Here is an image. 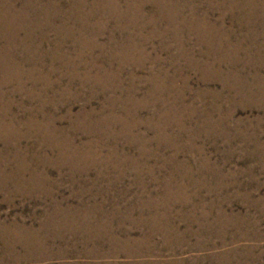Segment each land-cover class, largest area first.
Segmentation results:
<instances>
[{"label": "rangeland", "instance_id": "374dc122", "mask_svg": "<svg viewBox=\"0 0 264 264\" xmlns=\"http://www.w3.org/2000/svg\"><path fill=\"white\" fill-rule=\"evenodd\" d=\"M9 1L48 12L0 35V264H264V0L149 1L126 34L102 0Z\"/></svg>", "mask_w": 264, "mask_h": 264}, {"label": "bare ground", "instance_id": "6f19581e", "mask_svg": "<svg viewBox=\"0 0 264 264\" xmlns=\"http://www.w3.org/2000/svg\"><path fill=\"white\" fill-rule=\"evenodd\" d=\"M7 3H6V2ZM149 1H152L153 3H155L158 7V10L160 12V14L162 15L161 17L165 16V15H169V14H174V15H170L171 18L175 17V15H179V14H182V11H184L183 7H179V1H173V0H109L107 2V4L104 5L105 1L102 0V3L99 4L98 1L96 3L93 2L94 6H93V11L96 12L98 10H104V11H107L108 13L110 14H113L116 16L117 20H116V27H119L122 29V32L123 34H126L124 31H127V28H125L123 26V22H128V23H132L133 21V16L136 14V11H139V13H142V7L145 5L146 2H149ZM215 5L213 4L214 1L212 0H207V3H206V6L210 7L211 8H219V9H222L223 11L226 10L228 11V13L231 14V16L234 18L236 17V10L235 7H236V3H234V0H215ZM5 3L8 5V4H11L9 0H0V35L1 34H4L3 32H7V31H11L10 35V38L11 40L10 43H12L13 40H15V35H17L16 33L18 32V30L20 29H24L27 31L26 33V36H25V39L28 38V36L30 35V38L34 41V42H42L43 41V38H44V34H40L39 36H37V39L36 41L34 40V36H33V32H35V30L33 31V26H30V22L26 21V15L29 14L30 11L36 13L37 11H35V8L32 6L29 9H26V12L22 11L20 14V16L18 17L19 19V23H14L15 21V18L11 17V16H16V12H13L15 11L14 9H12V7H8V6H5ZM52 3V4H50ZM178 3V5H177ZM248 6V1L245 0L242 5H246ZM26 4H24V6H26ZM54 6V1L53 2H49L48 5L46 6L47 9L49 11H54L55 8H53ZM76 7L77 4L75 5H72V7ZM82 7L80 4H78L77 8H80ZM188 7V6H187ZM191 11H194V7L192 6V4L189 5ZM9 8L11 9V11L9 10ZM240 8H242L243 10H245V8L243 6H241ZM29 11V12H28ZM44 12H48V11H43L42 9L40 11H38L37 13L39 14V16L41 14H44ZM60 9L57 10L56 13H59L60 14ZM13 14V15H12ZM59 14H56V15H59ZM19 15V14H18ZM191 15V14H190ZM223 15V14H222ZM10 16V17H8ZM223 17H221L222 19ZM184 22V19L182 20ZM195 21V20H194ZM182 22V23H183ZM203 24V23H202ZM46 24L44 22H39L38 25H35V28L37 30L39 29H42ZM62 28H60L59 26H52L57 32H61V33H64L66 34V36L64 37V39H66L68 36H71L73 35V32L71 29H73L72 27L68 26L65 24V21H64V24L60 25ZM81 26V25H80ZM205 32V31H204ZM128 35V34H127ZM125 36V38H123L122 42L118 43L117 41H115V49L118 50V49H122L124 45H126V41L129 40L128 36ZM2 36V35H1ZM4 36V35H3ZM8 38V37H7ZM9 39V38H8ZM14 42V41H13ZM86 46H88V48H96L98 47L97 45H92L89 41L88 43L86 42ZM264 48V46H263ZM119 51V50H118ZM1 54V53H0ZM231 54V53H230ZM4 55H1L0 56V69H2L3 71H5V67L6 65H8L7 62L4 61ZM78 58H81V56H79ZM231 58V57H230ZM237 59V58H236ZM260 59V58H259ZM192 60V59H190ZM242 60V59H241ZM132 61V60H131ZM214 61V60H213ZM238 61V60H237ZM144 62V61H143ZM216 62V61H215ZM241 62V61H240ZM208 63V62H207ZM207 63H199L200 66L204 67L205 69H207L208 67H211L212 63L211 64H207ZM234 63V62H233ZM195 65V63H193ZM237 64V63H236ZM193 65V66H194ZM244 65V64H243ZM260 65V64H259ZM250 66H252V64H250ZM196 67V66H195ZM214 71V75L216 77H219L221 76V71L219 69H215V67L213 68ZM202 71V70H201ZM8 72V71H7ZM6 72V73H7ZM232 72L228 71V72H224V75H222L221 77H224V79H226V81H233L234 82V87L235 88H239V89H245V88H250L248 85H247V82L245 83L243 80L239 79L238 77H236L234 74L232 75L231 74ZM11 74V73H9ZM209 74V73H208ZM248 80V79H247ZM258 81V80H257ZM263 82V81H262ZM225 83V82H224ZM231 84V83H230ZM229 85V84H228ZM230 86V85H229ZM232 86V85H231ZM230 86V87H231ZM263 86V85H262ZM233 87V89H234ZM261 84L260 85H256V92L258 94H260V97L261 100L263 99L264 100V94L262 93V90H261ZM238 89V90H239ZM254 89H250L248 90L249 94L247 97L250 98V96L254 93ZM180 90V89H179ZM231 91V90H230ZM264 91V90H263ZM236 92V90H235ZM241 93V92H240ZM244 94V93H243ZM255 95V94H254ZM240 96V95H239ZM246 96V95H245ZM244 96V97H245ZM241 97V96H240ZM243 99V98H242ZM245 100V99H244ZM247 100V99H246ZM250 100V99H249ZM262 100V101H263ZM261 101V102H262ZM241 102V101H240ZM239 102V103H240ZM243 102V101H242ZM250 102V101H249ZM260 104V103H258ZM33 121H31L32 123ZM34 126H36L37 130L39 131L38 134L41 133L42 137L45 138L47 137V133H44V132H41L42 130V124H39V122H36L35 119H34V123H32ZM27 125V124H26ZM30 125V124H28ZM27 125V126H28ZM28 130V128H27ZM29 131V130H28ZM6 133H4L3 135H5ZM19 138V137H18ZM56 139V138H55ZM49 140H52V139H49ZM57 145V144H55ZM68 147V148H67ZM57 150L59 151L58 154H63V152H60V146L57 147ZM66 150H67V153L68 155H61L62 157H67V158H72V152L69 148V146H66ZM62 162V161H61ZM41 188H39L38 186L35 187V190H40ZM25 229V228H24ZM22 231V230H21ZM24 231V230H23ZM25 232V231H24ZM39 240V239H38ZM28 244H31L34 246V243H27ZM39 244L41 245V249H42V246H43V242H36V245L34 246V250L36 249H39ZM40 249V250H41ZM43 252V251H41Z\"/></svg>", "mask_w": 264, "mask_h": 264}]
</instances>
